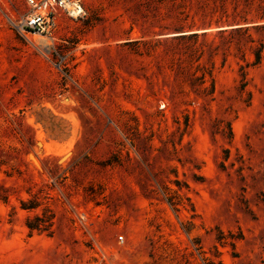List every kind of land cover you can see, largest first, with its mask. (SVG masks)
Returning a JSON list of instances; mask_svg holds the SVG:
<instances>
[{"label":"rangeland","instance_id":"obj_1","mask_svg":"<svg viewBox=\"0 0 264 264\" xmlns=\"http://www.w3.org/2000/svg\"><path fill=\"white\" fill-rule=\"evenodd\" d=\"M28 10L0 0V264H264V0Z\"/></svg>","mask_w":264,"mask_h":264},{"label":"built area","instance_id":"obj_2","mask_svg":"<svg viewBox=\"0 0 264 264\" xmlns=\"http://www.w3.org/2000/svg\"><path fill=\"white\" fill-rule=\"evenodd\" d=\"M12 4L23 1L29 8L21 19V28L37 35H47L62 20L63 14L82 17L91 0H7ZM120 240L124 237L121 235Z\"/></svg>","mask_w":264,"mask_h":264},{"label":"trees","instance_id":"obj_3","mask_svg":"<svg viewBox=\"0 0 264 264\" xmlns=\"http://www.w3.org/2000/svg\"><path fill=\"white\" fill-rule=\"evenodd\" d=\"M258 59H259V55H258V57H257ZM28 226L31 228V229H34V228H36L33 224H31V222H28Z\"/></svg>","mask_w":264,"mask_h":264},{"label":"bare ground","instance_id":"obj_4","mask_svg":"<svg viewBox=\"0 0 264 264\" xmlns=\"http://www.w3.org/2000/svg\"><path fill=\"white\" fill-rule=\"evenodd\" d=\"M38 40H40V38ZM41 40H43V39H41Z\"/></svg>","mask_w":264,"mask_h":264}]
</instances>
